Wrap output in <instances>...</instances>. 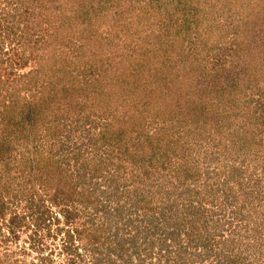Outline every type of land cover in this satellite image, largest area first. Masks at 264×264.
Segmentation results:
<instances>
[{"label": "rangeland", "instance_id": "374dc122", "mask_svg": "<svg viewBox=\"0 0 264 264\" xmlns=\"http://www.w3.org/2000/svg\"><path fill=\"white\" fill-rule=\"evenodd\" d=\"M240 1L247 4L245 10L241 11L238 5ZM98 4L106 7L103 6L102 11H96V16L93 15L89 24L81 23L77 13L78 7L85 8ZM181 6L188 12L187 24L174 22L179 15H183L179 10ZM65 18L66 21L63 20ZM209 25L211 28H208L205 34L214 33L210 40L217 38L215 46L208 52L202 48L201 52L189 55V50L198 45L191 39L195 38L192 36L196 35L197 30L191 31L188 37L185 33L194 28L203 31L204 27ZM24 30L27 32L22 35ZM88 31L91 34L96 32L97 38L87 39ZM7 32H9L8 36ZM0 33L4 40L3 49L8 48L11 52V48L16 46V50L21 52L19 55L16 54L17 59L23 61L27 57L26 64L22 68L6 67L2 72L8 73L12 70L13 76L14 73L20 75L29 70H37V76L49 83L47 85L49 88L54 83L58 90L63 81L51 80L50 76H53V71L58 70L61 65L72 69V73L69 72L70 81L76 83L75 80L80 78L78 86L81 90L85 89L79 97L82 100L80 104L82 110H71L72 113H66L64 116L60 115L61 111L58 110L56 115H60L59 121L65 123L58 126L60 132L57 138L45 136L40 146L46 147L52 160L59 163L67 173L72 174V178L79 176L84 183L81 187L78 185L80 191H83L82 188H87L86 191L95 188L93 194H90L93 201L88 203V207L84 204L87 200L84 199L82 192L74 199V207L80 210L78 215L71 219L68 228H75L86 218L89 220L92 218L101 224L102 234L110 237V241L107 239L104 243L98 244L94 253L91 243L85 237H82V240L78 239V236L72 243L76 250L73 251L69 245L65 249L63 231L67 227L63 222V216L60 214L58 224L53 223V220L43 224L37 218L42 207L47 205L52 212H56L59 206L53 207L47 202L39 206L38 210L36 201H33L34 204L29 203L31 200L26 203L19 196L12 201L10 199L12 194L8 193L5 195V201L8 203L9 213L5 219L7 220L8 216L14 213L22 214L23 219L20 221V227L15 228L18 235L16 239L4 238L0 234V254H5L1 256L2 259L10 260L15 257L18 259V264H37L39 263L37 256L46 255L50 258L48 264H87L92 261L93 256L98 255L100 264H110V257L113 259L115 255L108 246L115 245L122 236V231H125L130 239V235L127 234L130 226L143 225L135 224L137 223L134 220L135 215H141L135 211V204L150 200V195L154 198L145 203L148 205L155 203L157 199L155 192L150 195L149 193L156 185L160 187L158 189L163 197H167L166 193H169L171 200H174V209L178 212L183 202L190 201L189 204L193 202L196 206L203 204L205 211L196 208L192 213V208L188 205L186 209L187 217L191 218L192 223L187 222L185 228L189 229L186 232L196 236L197 244L199 241L194 249L195 253L208 247L201 244L202 238L198 240L196 233V230L206 228L203 238L211 241L210 246H214L212 251H220L219 255L222 259L219 264H228L227 260L223 261V257L226 258L228 254H231V257L242 258L239 264H264V237H262L264 230L255 232L262 228L255 226L264 221V119L262 121L257 119L260 111L263 112L264 118V110L259 108L252 111V108H255L253 103L248 105L250 98L258 96V92L254 90L256 86L250 81L253 86L247 85L245 89L247 92L241 97L237 95L240 94V89H237L235 92L239 98L234 96L235 99H231L234 101L227 103L230 105L228 108L221 104L222 108L219 106L217 110H210L211 113L206 117L207 122L202 115L198 114L195 118L194 115L198 111L193 106L195 95L191 94L193 89L188 88L182 75L184 71L189 72L192 77L190 84L199 87L198 93L202 92L204 83L210 86L217 82L218 86L220 80L211 70L216 69V66L219 68L221 63L228 59L231 54L229 52L233 53L237 47L239 51L234 53L235 59L251 60L250 63L257 64V68L254 66L252 69L251 76L257 71L261 74L264 67V0H0ZM40 35L41 39L36 41ZM55 40L62 42L58 44ZM42 46L43 50H40ZM100 51H102L101 55L98 54ZM10 52L3 54L5 65L10 62ZM44 52L46 59H48L47 55L54 57L55 63H51L52 70L48 66V69L38 70L40 63L43 62L40 58L44 57ZM89 56L101 60L102 71H97L94 69L95 66L87 61ZM254 59L255 61H252ZM97 67L101 68L100 65ZM202 68H207L209 72L201 74ZM72 74L76 75L75 80ZM101 74L103 77L102 81L100 80V87L95 89L94 85L89 88L88 81ZM50 90L54 91V88ZM211 98L214 100L213 97ZM97 100L103 101L105 105H95L94 102ZM239 100H245V103H239ZM232 106H237L235 110H241V114L245 109L243 127L241 122L230 120L229 115L234 114ZM222 115L223 118L218 125L221 134H218V137L234 134L233 139L243 140L249 138L252 131L255 130L256 133L257 143L253 151L244 149L245 154H242L243 184L236 185L235 180H229L225 184L220 183L215 192H210L207 185H202L203 179L201 180L200 176L197 180H189L192 190L187 191L178 177L181 172L178 161L182 163L184 160L193 164L195 169L197 166L201 173L205 171V167L216 164V160H209L210 164H207L208 158L205 157V152L206 148L210 150L207 146L209 142L204 140L203 134H199L198 138L191 135L195 132L193 128L205 124L211 126L209 131H213L217 127L216 119ZM106 124L109 125L107 128L109 132L113 136L115 134L119 143L126 142L125 145H129L128 153L120 151L116 155L106 144L107 142L101 140L100 137L105 132L102 128ZM225 127L227 130L224 129ZM177 137L181 138L176 140ZM184 140L187 141L182 143ZM139 143L143 147L139 146ZM78 150L79 154H77ZM254 153L259 156L258 159ZM131 158L136 159L135 163L130 160ZM156 163L159 165L156 166ZM97 165L102 167V170L110 171L113 178L109 179L108 187L100 181L101 177H91L90 174ZM145 169L148 175L141 176L139 172ZM23 173L24 175H20L21 178L12 189L16 190L24 179L21 185L26 184V188L30 187L31 182L26 183L27 179L22 178L28 175V172ZM142 180L148 182L147 186L143 185L145 187L141 186L135 190ZM103 193L106 195L104 196ZM209 199H213L212 203L208 201ZM83 205L86 210H94V206L98 208L95 212L84 216L82 214L84 211L81 210ZM158 205L161 206V203ZM240 205L243 213L238 210ZM237 210L239 213L235 215ZM260 210L262 213L258 212ZM120 213H122L121 217L118 216ZM232 216H235L233 224H237L236 227L228 224ZM37 219L36 228L32 227L31 223ZM127 219L134 220V223L129 222L128 225L125 222ZM203 221L206 227L203 226ZM244 224L248 225L249 231L244 230L242 226ZM117 225L119 226L116 230ZM2 226L5 231L7 225ZM57 228H60V231ZM235 229L243 237L247 233L249 235L248 238H244L246 245L238 241L237 248L230 249L228 244H232L236 238ZM115 232H118L119 236L115 237ZM31 233H34L33 239H35L33 247L28 245L31 241L29 236ZM180 238L183 242L187 241L183 229ZM158 242H155L153 251L150 250L149 257L147 254L141 257L144 259L143 264L150 262L165 264V256H162L161 260L156 259ZM24 246L27 249L22 251ZM126 246L129 250L132 247L129 240ZM123 255L127 256L125 253ZM216 259H219L218 255L215 257L213 252L207 253L199 264H208L209 261L214 263ZM2 263L6 261L2 260ZM128 263L137 264L136 261H128ZM120 264H123L122 261Z\"/></svg>", "mask_w": 264, "mask_h": 264}, {"label": "trees", "instance_id": "16d2710c", "mask_svg": "<svg viewBox=\"0 0 264 264\" xmlns=\"http://www.w3.org/2000/svg\"><path fill=\"white\" fill-rule=\"evenodd\" d=\"M104 3L105 2H103V4ZM103 4L91 5L90 7L85 8L78 7L79 11L77 13L80 17L81 23L84 22L89 24L90 20L93 19V15L96 16V11H102L104 9L103 6L106 7ZM238 5L242 11L246 9L247 4L243 1H240ZM182 9L183 6L179 7V10L182 11L183 15H179L174 20L176 24L177 22L187 24L186 14L188 12L186 9ZM63 20L66 21L67 18ZM199 23H201L200 20ZM165 28H167V26ZM208 28H211L210 25L204 27V32L194 28L188 30L187 34L185 33V35L188 37V35H191V31L197 30L196 35L192 36L195 38L191 39L198 45L189 50V55L191 53L197 54L201 52L202 48L205 49V52H208L215 46L217 38L212 39V41L210 40V37L214 33L209 32L208 34H205ZM26 32L27 31L24 30L22 35L26 34ZM8 35L9 32H7V36ZM86 35L87 39L89 38V40L92 37H95V39L97 38V36H95L97 35L96 32H92V34L89 32V34ZM22 37L23 36H20V38ZM40 39L41 35L36 38V41H39ZM3 41L4 40L0 33V234L4 238L16 239L18 235L15 228L20 227V221L23 219L22 214L18 215L17 213L11 214L8 216L7 220L5 219L7 213H9V211H7L8 203L7 201H5V195L11 193L12 198L10 199L12 201L14 200V198H17V196H19L20 198L24 199L26 203L31 200V202L29 203L34 204L33 201H36L38 203V207L43 206L47 202L50 206H59L56 212H52L47 205L45 207H42L39 212V216L37 217L39 218L40 223H49L51 220H53V223L58 224L61 214L63 216V222L67 227L63 231V233L65 234L63 243H66L64 244L66 245L64 246V248L67 249L69 246H71L73 251H75L76 247H73L72 243L78 237V239L81 240L82 237H85L88 242L91 243L94 253L96 252L98 244H102L105 242V240H109L110 238L109 236L105 237L102 234L101 224H99L97 221H94V219L92 218L90 220L89 218H86L85 220H83V222H80L79 226H76L75 228H68V225L71 224V219H74L78 215V210H80L74 207V199L77 198V196L82 192L84 199L87 200V202H84V204L88 207V203L90 201H93L90 194H93L95 188H92V190L91 188H89L91 192L90 190L86 191L87 188H82L83 191H80L78 185H80L81 187V185H83L84 183L81 181L79 176L77 175L76 177L74 176L72 178V174L67 173L66 170H63L61 168L59 163H57L55 160H52V157L48 154L46 147L40 146L41 141L45 136L50 135L53 136V138H57V135L60 132L58 126L65 123V121H59L60 115L64 116L66 113H72L71 110H82V107L80 106L82 100L79 99V97L84 93L85 89L81 90L78 86V80L80 78H77V80H75L76 75L74 76L72 74L76 83L69 80L71 79V77L69 76V72L72 73V69L68 68L66 65H61L58 70L53 71L54 75L50 76L51 80L63 81V84L60 86L59 90L53 83L54 81L50 82V84L53 83L50 85V88H54V91H51L47 86L49 85V83L47 84L46 82H44V79H40L37 76V70H29L20 75H15L14 73L13 76L12 70L8 73L2 72V70H5L6 67L12 69L22 68L23 66H25L27 59V57L23 61L17 59L18 56L16 54L19 55L21 52L16 50V46L14 48H11V52L8 48L3 49ZM55 41L58 44L62 42V40ZM40 50H43V46ZM238 51L239 50L237 47L233 53L229 52V54H231L228 56V59L221 63L219 68L216 66V69L211 70L212 72L214 71L212 74L217 76V79L220 80L218 81V86L216 85L217 82H214L210 86H208L207 83H204L202 85L203 90L200 93L197 92V89L199 87L196 88V86L190 84L192 77L190 76L189 72H182L188 88L193 89V92H191V94L195 95V102L193 106L198 109L197 114L194 115L195 118H197V115L199 114L203 116L205 121H207L206 117L211 113L209 112L210 110H217V107L219 106L222 108L221 104H223L224 107L226 106L228 108L230 105H228L227 103L229 101H234L231 100L232 98H239L236 96L237 93L235 92L237 91V89H240V94L237 95H240L241 97L247 92V90H245L247 85L249 87L253 86L250 84V81L253 82L254 86H256L254 90L258 92V96L255 98H250L248 100V105H250V103H253L255 108H252V111H255V109L259 108H262L264 110V67L262 68L261 74L257 71L254 76H251V71L254 66L255 68H257V64L254 65V63L252 62L250 63L251 60L249 61L244 58L238 59L237 61L235 59L234 53H238ZM9 52L10 62L8 65H5L3 63V54ZM98 54L101 55L102 51H100ZM236 55L237 58H239V55ZM47 57L48 59H46V54L44 52V57L40 58L41 60H43V62L40 63L38 70L40 68L48 69V67L52 70V64L55 63L53 59L54 57L52 55H47ZM104 60L105 58L102 61L104 62ZM87 61H89L90 64L94 65L95 67H92H94V69H96L97 71L103 70V65L100 59H95V57L89 56V59H87ZM252 61H255V59ZM98 65H100L101 68H98ZM166 66L167 64H165V67ZM200 72L204 75L209 71L207 70V68H202ZM102 77L103 75L101 74L100 76H96L91 81H88L89 79L86 80L89 83V88H92L95 85V89H97L99 84H101L100 80L102 81ZM57 86H59L58 83ZM211 97H213L214 100ZM240 102L245 103V100H239V103ZM94 104L99 106L105 105L103 101L99 100L95 101ZM235 108H237V106H232L234 114L229 113V117H231L230 120H235L239 123L241 122V127H243L245 125V122L243 121L245 109L243 110V114H241L242 111L239 109L236 111ZM58 110L61 111L60 115H58L59 117L56 115ZM191 112L193 111L191 110ZM223 115L220 118L216 119L217 127L213 131H209L211 126H206L205 124L203 126H199L198 128H193L195 132H193L191 135L198 138L199 134H203L204 140H206V142H209V145L207 146L210 147V150L206 148L205 152V157L208 158L207 164H210V161L214 160H216V164L212 167H205V171L201 173L198 170L197 166L196 170L193 167V164H190L188 162L186 163L184 160L182 161V163L178 161L177 164L181 166V172L178 177H180L181 182L184 184L187 191L192 190L189 185L191 183L189 180H197L200 176V179H203L201 181L202 185H207V189L209 188L210 192H215L216 187L220 183L225 184V182L229 180H235L236 185L241 186L243 184L242 172L244 170L241 168V164L243 163L242 154H245V150L247 151V149H251L250 151H253V147L256 145L255 143H257L256 133L254 132L255 130L252 131L250 137L243 140L233 139L234 134H231L228 137H218L217 135L221 134V130L218 125H220ZM61 119L65 120L63 118ZM257 119L259 121H262L264 119L262 111L259 112ZM108 126L109 125L106 124V126L102 128L105 132L102 133L100 137L101 140L104 139V141L107 142L106 144L112 148V151L116 155L119 154L120 151L128 153V151L130 150L129 145H125L126 142L119 143V140L115 136V134L113 136V134L109 132L110 130L107 129L109 128ZM159 129L161 130L163 128ZM224 129L227 130V127H225ZM139 131L142 132V129L139 128ZM179 138L181 137H177L176 140H178ZM186 141L187 140H184L182 143H185ZM138 145L143 147V145L140 143ZM79 152L80 151L78 150L77 154H79ZM254 156H256L257 159L259 158L256 153H254ZM130 160L133 163H135L136 161V159L134 158H131ZM157 165L159 164L156 163V166ZM93 169L94 172L90 174L91 177H101L102 179L100 178V181H102V183H104V185L108 187L109 179L113 178L110 174V171H106L104 169L102 170V167H99L98 165L94 166ZM24 171H27L28 175L23 176L22 178L27 179L26 183L29 181L31 182L30 187L26 188V184L24 186L21 185L24 182V179L19 183V187L16 190L12 189L14 185L16 186L19 178L24 175ZM146 172V169L141 170L139 174L141 176L148 175ZM173 174H175L174 169ZM221 177L222 179H219ZM147 184L148 182L146 180H142V182L135 188V190L141 186L145 187L143 185L147 186ZM158 188L160 187H156L155 185V189L151 190V192L149 193L150 195L155 192L154 194L157 198L155 200V203H152L150 205L145 203L150 202V200L152 201V199L154 198L150 195V200L147 199V201L143 203L141 202L135 204V211L138 212V214L141 213L140 216L135 215L136 218L134 220L137 221V223L135 224L142 223L143 225H136L134 227L130 226V228L127 230V234L130 235V239L125 234V231H122V236L119 237L120 241L118 240L115 245L110 244L108 246V248L111 249V251L115 255L113 259H111L110 257V264H120V261H122L123 264H129L128 261H136L137 264H143L144 259L141 257L144 254H147L148 257L150 256V250L153 251L152 248L153 246L155 247L154 244L156 241H159L157 243L158 248L155 252L157 254L156 259L161 260V257L165 256V264H199L200 261L207 256V253L212 252L215 257H217L218 255L219 259L214 260V263L209 261L208 264H219V261L222 259L219 255L220 251H212L214 249V246H210L211 241H206L203 238V232L207 231L206 228L196 230V233L198 234V240L202 238L201 244L208 246L205 249H201L203 251L199 253H195L194 250L195 247L199 244V241L197 244L196 236L191 232H186L189 229L187 227L185 228L187 222H190V224H192L191 218L187 217V205L192 208L193 213V210H196V208H198V210L205 211L203 204H199V206H196V204L193 202L189 204L190 201L183 202L182 204H180V212H178L177 209H174V200H171L169 193H166L167 197H163L162 192L159 191ZM85 191L87 193H85ZM99 195H97V197ZM105 195L106 194H104V196ZM107 197H109V195H107ZM95 199L97 198L95 197ZM208 201L212 203L213 199H209ZM158 203H161V206H159ZM85 206L83 205V208L81 209L84 211L82 213L84 214V216L95 212V210L98 208L94 206V210H86ZM37 209L39 210L40 207ZM242 209L243 208L241 205L238 206V210L240 211V213H243ZM238 210L235 215L239 213ZM258 212L262 213V210ZM118 216L121 217L122 213H120ZM176 217L180 218V220ZM233 218H235V216H232L229 219L228 224L236 227L237 224H233ZM88 220L89 224H87ZM134 220L127 219V221L125 222L129 225V222L134 223ZM112 222L117 224L113 220ZM203 222V226L206 227L205 221ZM37 223L38 219L33 220L31 226L36 228L35 225H37ZM5 224L7 225V227H5V231H3L4 227L2 225L6 226ZM118 226L119 225L116 226V230L118 229ZM242 226L245 231H249L248 225L244 224ZM257 226H261L262 228L260 230H255V232L259 233L261 230H264V221L257 224L255 228ZM182 229L183 234L187 235L186 242L181 241L180 238ZM57 230L60 231V228H57ZM238 230H241V225L238 227ZM238 230L235 229L236 238L234 239L232 244H228V246L230 245V249L237 248L236 244L238 241L240 243H244V238H248V233L243 237L242 234L238 232ZM29 236L31 237V241L28 245H30L29 247H33L35 245V239H33L34 233L29 234ZM76 236L78 237L76 238ZM117 236H119V233L115 232V237ZM262 237H264V235ZM127 240H129L132 244L130 250L126 246ZM138 240L139 242H137ZM172 245H175L174 249L172 248ZM26 249L27 248L25 246L22 247V251ZM10 253H14V251H10ZM123 253L127 254V256H124ZM195 255L197 256L195 257ZM1 256H5V254H0V264H18V259L15 257L8 260V258L2 259ZM7 256L10 257L12 255ZM37 258L39 259V263L37 264H48L47 261H50V258L46 255H40L37 256ZM2 260H5L6 263H2ZM225 260H227L228 264H239L242 261V258L238 256L231 257V254H228L226 258L223 257V261ZM99 262L100 257L98 255H95L93 256L92 261L88 262L87 264H100ZM148 264H152V262Z\"/></svg>", "mask_w": 264, "mask_h": 264}]
</instances>
